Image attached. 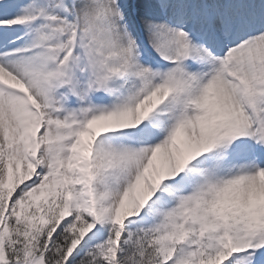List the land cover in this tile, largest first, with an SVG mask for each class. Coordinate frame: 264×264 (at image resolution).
Here are the masks:
<instances>
[{
  "label": "snow or ice",
  "instance_id": "obj_1",
  "mask_svg": "<svg viewBox=\"0 0 264 264\" xmlns=\"http://www.w3.org/2000/svg\"><path fill=\"white\" fill-rule=\"evenodd\" d=\"M0 264H264V0H0Z\"/></svg>",
  "mask_w": 264,
  "mask_h": 264
}]
</instances>
